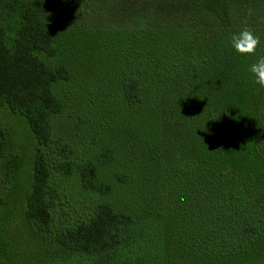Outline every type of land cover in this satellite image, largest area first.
<instances>
[{
    "label": "trees",
    "instance_id": "trees-1",
    "mask_svg": "<svg viewBox=\"0 0 264 264\" xmlns=\"http://www.w3.org/2000/svg\"><path fill=\"white\" fill-rule=\"evenodd\" d=\"M48 1L0 0V109L21 116L36 143L24 215L36 248H49V264H264V88L248 71L264 56V0H147L159 15L145 21L143 16L140 29L125 28L135 46L108 44L109 58L124 73L119 112L141 114L143 132H125L131 155L119 153L107 131L109 125L120 136L110 127L114 113L107 109L111 122H98L102 151L96 164L73 161L67 144L52 162L47 158L50 117L62 109L53 87L68 81L72 70V64L50 67L40 58L63 52L48 18L72 13L71 0ZM114 1L118 8L133 2ZM99 3L103 11L112 10L111 0ZM119 12L121 18L129 11ZM137 14L129 19L141 20ZM244 28L261 41L247 58L230 44L231 35ZM104 93L100 104L115 97ZM5 135L0 128L3 182L9 185L16 182L21 158L6 152ZM167 138L177 158L173 209L161 208L159 197ZM117 159L126 167L119 164L111 178L106 172ZM101 170L124 193L139 175L132 190L140 196L115 208L102 201L89 215L54 230L59 191L51 184L53 173L74 177L83 191L104 198L113 189L101 182Z\"/></svg>",
    "mask_w": 264,
    "mask_h": 264
},
{
    "label": "rangeland",
    "instance_id": "rangeland-1",
    "mask_svg": "<svg viewBox=\"0 0 264 264\" xmlns=\"http://www.w3.org/2000/svg\"><path fill=\"white\" fill-rule=\"evenodd\" d=\"M52 1L49 0L48 2L51 3ZM71 1V16L53 15L48 18L53 29L58 33L57 46L63 52L52 59L40 56L50 67L62 62L69 66L72 64L69 80L59 82L53 87V92L61 102L62 109L60 113L50 117L52 142L47 149V158L49 163L52 162L59 146L67 144L72 151L70 158L73 161L89 160L96 164L95 156L102 151V149L98 151L97 126L103 117L111 122L109 115L106 114L107 109L110 108L112 109L111 113H114L111 115L110 127L113 132L120 136L117 137L114 133L109 132V125L108 134L111 135L112 141L116 142L114 144L118 146L119 153L128 156L131 150L128 140H126L127 134L124 133L135 129L139 134H142L143 117L141 114L132 115L128 111L119 112L117 97L120 92L121 77L124 73L116 66V58L113 60L109 58V49L113 47L108 48V44L120 45L124 42L123 46L132 49L135 46L134 38L132 40L129 31L125 28L140 29L146 19L151 16L154 17L155 14L156 16L159 15V12L155 7L148 6L147 0H132L133 2H127L126 5H119V8L118 2L111 0L113 12L109 8V13H107V9L103 11L99 0ZM149 5L153 6L152 4ZM170 8L172 10L171 5ZM114 9L116 12L120 10L124 12L128 10L129 12L127 16L121 15L119 18L120 12L116 15ZM125 9L127 10L125 11ZM138 9H142V11ZM138 12L142 15L141 20L129 19L131 16L138 15ZM143 16L145 17L144 21ZM17 22L16 19L10 22L9 35H13ZM78 23H87L88 28L84 30L81 25L77 28ZM101 23L106 25L98 28ZM112 25L113 27L124 28H108ZM135 37L137 38V36ZM138 37L142 38L140 34ZM135 53V51H131L130 57L134 56ZM131 74L135 80L140 77L136 76L135 71H132ZM141 82L143 83V77ZM104 91L107 94L115 95V97L100 104L101 101L105 100L103 99ZM0 128H3L6 134V152L9 154L16 153L21 158L16 182H11L9 185L3 182V161H0V196L3 200L0 205V264H49L51 259L49 248L45 246L41 249L36 248L33 232L26 223L24 215L26 196L29 192V181L36 154L35 140L29 132L25 120L4 108L0 109ZM112 149L115 150L114 147ZM164 155L165 164L159 191V197L162 200L160 206L163 209L168 207L173 209V202H177V181L174 172L177 158H173V146L169 138L165 140ZM115 160L109 165L111 166L109 172H106L108 173L106 175L111 178H114L116 168L120 167L119 164L124 168L126 167L123 160ZM130 166L132 165L130 164ZM118 172H122V170ZM100 173L101 182L111 185L113 195L111 192L103 198L85 192L80 188L76 178H63L53 173L51 184L56 185L59 191L54 230L60 226L74 223L79 217L83 218L89 215L93 208L102 201H106L115 208L123 205V199L128 200L139 195L132 190L141 182L142 177L139 178V175H135L133 181H129L130 186L128 184L127 191L124 193V187L121 186L124 188L122 189L117 187L116 183L114 185L115 180L108 179L103 170Z\"/></svg>",
    "mask_w": 264,
    "mask_h": 264
},
{
    "label": "clouds",
    "instance_id": "clouds-1",
    "mask_svg": "<svg viewBox=\"0 0 264 264\" xmlns=\"http://www.w3.org/2000/svg\"><path fill=\"white\" fill-rule=\"evenodd\" d=\"M230 44L235 53L247 58L255 55L261 41L259 36L254 34L252 30L244 28L231 35ZM248 71L254 78L255 83L264 88V56H257L255 62L249 64Z\"/></svg>",
    "mask_w": 264,
    "mask_h": 264
}]
</instances>
